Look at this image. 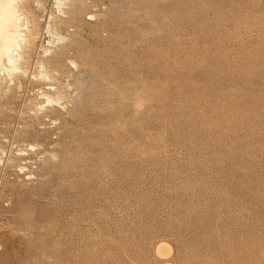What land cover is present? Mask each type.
<instances>
[{"label": "rangeland", "instance_id": "obj_1", "mask_svg": "<svg viewBox=\"0 0 264 264\" xmlns=\"http://www.w3.org/2000/svg\"><path fill=\"white\" fill-rule=\"evenodd\" d=\"M54 1L0 86V264H264V0Z\"/></svg>", "mask_w": 264, "mask_h": 264}, {"label": "bare ground", "instance_id": "obj_2", "mask_svg": "<svg viewBox=\"0 0 264 264\" xmlns=\"http://www.w3.org/2000/svg\"><path fill=\"white\" fill-rule=\"evenodd\" d=\"M25 1L27 0H0V86L3 82L9 81L12 83L16 77L26 75L27 73L26 69H23L22 66L23 53L25 50L27 52L26 47L29 45L28 34H30L29 19L26 15V7L24 6ZM63 1L64 0L54 1L58 10H61ZM50 25L51 24L48 22L45 28V33L49 38L48 45L54 43L55 40L54 35L50 30ZM34 34L36 35V33ZM43 52L44 55H47L50 53V49L44 48ZM40 66L43 68L42 63ZM42 70L39 71L35 77L49 80V76L44 74ZM41 96L46 99L47 104H57L56 100H54L48 93H42ZM42 107L43 106H41V108ZM19 154L21 155V153ZM19 170L23 171L24 167H20Z\"/></svg>", "mask_w": 264, "mask_h": 264}]
</instances>
